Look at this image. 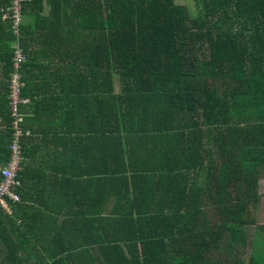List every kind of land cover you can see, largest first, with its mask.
Listing matches in <instances>:
<instances>
[{
	"label": "trees",
	"instance_id": "trees-1",
	"mask_svg": "<svg viewBox=\"0 0 264 264\" xmlns=\"http://www.w3.org/2000/svg\"><path fill=\"white\" fill-rule=\"evenodd\" d=\"M180 1L25 0L15 69L0 0V264H264V0Z\"/></svg>",
	"mask_w": 264,
	"mask_h": 264
},
{
	"label": "built area",
	"instance_id": "built-area-1",
	"mask_svg": "<svg viewBox=\"0 0 264 264\" xmlns=\"http://www.w3.org/2000/svg\"><path fill=\"white\" fill-rule=\"evenodd\" d=\"M25 0H8L9 5L6 9H2L3 19L10 21V30L14 38H16V42L13 43L12 49L14 52L13 60H14V68L17 69L19 67L18 63L22 57V50L19 47V26L22 22V13H21V5ZM10 109L11 116L14 119V125H17L20 121V113L18 111V107L21 104H25L27 99L21 98L19 96V82L18 76L14 75L10 82ZM16 132L14 134V142L9 146L10 149V160L6 166H1L0 164V207L3 209L8 208V200L16 201L18 200V195L12 191V188L16 185V173L18 170V163L20 161V146L18 144L20 132L17 131V127L15 126Z\"/></svg>",
	"mask_w": 264,
	"mask_h": 264
},
{
	"label": "rangeland",
	"instance_id": "rangeland-1",
	"mask_svg": "<svg viewBox=\"0 0 264 264\" xmlns=\"http://www.w3.org/2000/svg\"><path fill=\"white\" fill-rule=\"evenodd\" d=\"M180 3L191 5L190 0H183V1H180ZM261 181L262 182L260 183L259 192L261 193V196H262V203L260 205L259 220L261 224H264V178ZM247 231H249L248 244L245 247H241L239 250L241 253V256L243 257L245 261L249 259L252 251L254 250V246H253L254 244L252 245V242L254 240V234L259 232L256 227L249 228L247 229Z\"/></svg>",
	"mask_w": 264,
	"mask_h": 264
},
{
	"label": "crops",
	"instance_id": "crops-1",
	"mask_svg": "<svg viewBox=\"0 0 264 264\" xmlns=\"http://www.w3.org/2000/svg\"><path fill=\"white\" fill-rule=\"evenodd\" d=\"M42 4V6H43V9H42V11L41 12H39V15H40V17H37V21H35V18H32V17H30V16H28L27 14L30 12L29 10V12L28 13H25L24 15H23V24H26V23H32V22H38V21H40V24H39V26H38V28L42 31V32H44V28H43V22H42V19L41 18H43V17H47L49 14H50V11H51V4L50 3H48V2H46V1H44L43 3H41ZM39 9V8H38ZM34 22V23H35ZM25 33H26V31H25ZM25 35V34H24ZM26 37V36H25ZM39 56H40V59H42L43 58V55H42V52L40 51V54H39ZM41 61H43V60H41ZM57 81H59V80H57ZM51 85L52 86H55L54 84H52L51 83Z\"/></svg>",
	"mask_w": 264,
	"mask_h": 264
}]
</instances>
